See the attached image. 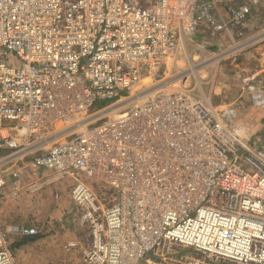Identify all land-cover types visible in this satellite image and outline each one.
<instances>
[{
	"label": "built area",
	"instance_id": "1",
	"mask_svg": "<svg viewBox=\"0 0 264 264\" xmlns=\"http://www.w3.org/2000/svg\"><path fill=\"white\" fill-rule=\"evenodd\" d=\"M220 2L0 0V199L5 174L72 181L83 264H264V150L187 84L264 38L232 36L259 0L225 22ZM0 264H18L1 227Z\"/></svg>",
	"mask_w": 264,
	"mask_h": 264
},
{
	"label": "crops",
	"instance_id": "2",
	"mask_svg": "<svg viewBox=\"0 0 264 264\" xmlns=\"http://www.w3.org/2000/svg\"><path fill=\"white\" fill-rule=\"evenodd\" d=\"M239 3L240 0H221L220 3L215 5L212 13L218 21L225 22L228 19L229 9ZM255 11L257 18L254 21L257 24H254L255 27L251 28L250 25L253 22H251L252 16H250L246 23L239 27L242 28L240 33L237 32L240 39L251 38V35L249 36V29H253V31L255 30L259 33L264 31L262 22L264 20V0H259L258 5L252 7V13ZM256 32L253 34H256ZM203 34L209 43L210 40H220L222 44L228 43V36L225 34H221L214 39H211L206 32ZM237 34L234 35V37L237 36ZM262 40H264V38L256 42L255 57H257L259 63L256 68L249 69V62L246 64L242 62L236 68L232 67V65L229 67L230 64L224 65L222 70L223 73H221V71L219 72L223 74V77H228L226 83L229 87L225 89V93L229 95L228 100L230 103L235 102V105H233L237 110V114L239 113L240 118L242 116V119L239 118V120L247 125L249 124L251 127L254 126V119H251L252 117H247V115L250 114L254 116L255 112L253 111L254 105L251 94L253 92L255 94L256 90L261 91L262 104L260 105V110H262L264 114V44L260 45L259 43ZM245 55L246 54L243 55L242 61ZM237 80H239L238 91L232 88L233 85H229ZM250 86L254 89L252 92L248 89ZM214 97L215 95L211 97L213 98L212 101L220 104L221 101L219 102ZM256 109H259V107ZM3 178L5 187L2 191L3 196L0 199V227L6 234V238L8 240L20 241L18 238L21 236L14 232L15 229L20 227H34L38 230V234L35 237H22L23 240L15 244L14 249L10 245L17 263H27V259L32 257L35 253L41 255L43 252H48L51 255V247L52 249L56 247L52 242L51 233H54L55 236H58L57 234L60 233V229L55 231V226L67 225V223H70L69 221L71 218L77 215L70 200L69 184L66 186L64 184L65 179H58L54 173L48 171H39L35 175L21 172L17 179H12L9 175L5 174ZM13 181H16V185L18 186V189L14 193L11 191ZM32 184L35 186L34 188L30 186ZM61 184L64 185L61 186ZM74 219L77 222V218ZM9 233L13 235L8 237L7 234ZM76 234L74 237L68 234L61 239L63 241H77ZM58 248L59 247H57V249Z\"/></svg>",
	"mask_w": 264,
	"mask_h": 264
},
{
	"label": "rangeland",
	"instance_id": "3",
	"mask_svg": "<svg viewBox=\"0 0 264 264\" xmlns=\"http://www.w3.org/2000/svg\"><path fill=\"white\" fill-rule=\"evenodd\" d=\"M251 28H254L255 25L257 24L254 20H256V11L252 13L251 15ZM260 22V21H259ZM263 22V29H264V20ZM255 24V25H254ZM242 28H238L237 31H234L232 34L233 36L237 34V32H241ZM251 37L257 35V33L255 30L253 31V29H249ZM254 32H256V34H253ZM253 35V36H252ZM238 36V34H237ZM235 36L237 39H240L239 36L237 37ZM243 39V38H242ZM207 41V39H206ZM260 45L264 44V40H262L261 42H259ZM258 43V44H259ZM221 44V45H220ZM228 44V43H227ZM227 44H222L220 40L217 41H211L210 43L209 41L206 42L207 45V49L208 51H210L211 53L217 51L218 49H222L223 47H225ZM256 43L253 44L251 47H249L247 50H245L242 53H239L237 55H233L229 60L227 61H223L220 62L218 64H214L209 66L206 70H200L199 71V77H189L188 81V85L190 87H192L193 85H197L196 89L201 92L204 93L207 97L211 98L212 96L215 95L214 98H216L220 104L215 103L216 105H235V102L230 103V101L228 100L229 95L225 93V89L229 86H227L228 84L226 83V80L228 79V77H223V66L224 65H229V67L232 65V67H237L240 63L244 62V64L248 63V68L249 69H254L258 66V61H257V57H255L256 53H255V48H256ZM245 55L243 61H242V57L243 55ZM250 55V56H248ZM209 55H207L208 57ZM202 57V56H201ZM200 57V58H201ZM179 67L178 69L184 67L183 64L179 63L178 64ZM221 71V73H219ZM175 70H172V73H174ZM234 74V73H232ZM229 85H233L232 88H234L236 91L239 90V80L234 81L233 83L229 84ZM194 88V87H193ZM194 89V91L197 92V90ZM213 98H211L212 100ZM215 101V100H214ZM215 101V102H218ZM213 102V101H212ZM214 103V102H213ZM94 109L97 108V106L93 107ZM258 108V106H253V111L254 116L248 114L247 117H252L251 119H254V126L252 127L253 129V144L256 148H262L264 150V114L262 112V110L256 109ZM246 117V118H247ZM240 115L239 113L237 114V122L241 123V124H245L244 122L239 120ZM242 119V116L241 118ZM256 121V123H255ZM263 122V123H262ZM262 123V124H261ZM249 125V124H248ZM64 184L66 186L69 187L72 184V181H69L68 179H65ZM64 184H61V186H63ZM74 218H77V215H75L74 217L71 218V220L69 221L70 223H67V225H59V226H55V231L58 229H60V233H58V236H55V234L51 233V239L53 240V244L56 246L55 248L52 249L51 247V255L48 252H43L41 255L38 254H33L32 257H29V259H27V263L24 264H83L81 261V258L79 256V252L77 250L74 249H67L66 245L69 242H79V245L85 246V241H86V231L82 228L79 227L78 222H76V220ZM54 228V227H53ZM62 232V233H61ZM77 232V234H76ZM72 235V237L77 236V241H63L61 238H63V236L65 235ZM6 235V234H5ZM8 237H11L13 234L9 233L7 234ZM57 237V238H56ZM66 237V236H65ZM18 238V237H15ZM21 238V239H20ZM18 238L20 241H16V240H8V244L12 246V248L14 249L15 244L21 242L23 240V238L25 237H20ZM75 239V238H74ZM57 247H59L57 249ZM141 264H172L170 262H165L164 260L160 259V258H156V257H147L146 259H144V261Z\"/></svg>",
	"mask_w": 264,
	"mask_h": 264
}]
</instances>
